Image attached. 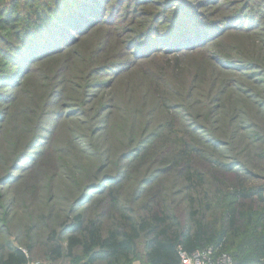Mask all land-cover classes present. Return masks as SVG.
Wrapping results in <instances>:
<instances>
[{"label":"rangeland","instance_id":"1","mask_svg":"<svg viewBox=\"0 0 264 264\" xmlns=\"http://www.w3.org/2000/svg\"><path fill=\"white\" fill-rule=\"evenodd\" d=\"M49 1L28 27L0 0V243L79 264L48 237L123 207L220 229L235 191L264 188V0Z\"/></svg>","mask_w":264,"mask_h":264},{"label":"trees","instance_id":"2","mask_svg":"<svg viewBox=\"0 0 264 264\" xmlns=\"http://www.w3.org/2000/svg\"><path fill=\"white\" fill-rule=\"evenodd\" d=\"M25 4L36 19L28 27L35 26L38 19L45 22L49 13L56 14L57 7L51 1L25 0ZM15 8L2 22L18 27L24 18ZM111 200L116 206V197ZM124 208L111 217L106 229L96 218L84 221L77 215L66 237L57 232L56 239L48 237L55 241L48 245L50 258L71 259L78 248L82 255L79 264H131L142 240L140 264H180L179 247L192 252L209 246L216 254H229L231 264H264V188L235 191L218 230L205 228L199 221L194 229L185 228L166 216L164 209L135 218ZM30 253V245L23 248L0 243V264H30Z\"/></svg>","mask_w":264,"mask_h":264},{"label":"built area","instance_id":"3","mask_svg":"<svg viewBox=\"0 0 264 264\" xmlns=\"http://www.w3.org/2000/svg\"><path fill=\"white\" fill-rule=\"evenodd\" d=\"M180 264H231V256L227 253L216 254L214 249L209 246L186 252L181 247L178 248Z\"/></svg>","mask_w":264,"mask_h":264}]
</instances>
